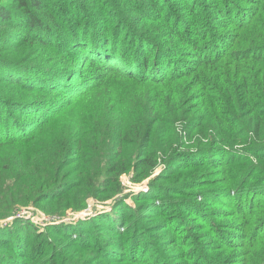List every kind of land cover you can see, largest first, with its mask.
<instances>
[{"label":"trees","instance_id":"16d2710c","mask_svg":"<svg viewBox=\"0 0 264 264\" xmlns=\"http://www.w3.org/2000/svg\"><path fill=\"white\" fill-rule=\"evenodd\" d=\"M177 124L213 144L181 150ZM0 153L4 184L63 196L59 216L165 166L89 219L0 225V264H264V0L0 1ZM205 166L221 177L200 193L228 201L210 212L239 230H180L185 202L210 220L183 189Z\"/></svg>","mask_w":264,"mask_h":264},{"label":"rangeland","instance_id":"374dc122","mask_svg":"<svg viewBox=\"0 0 264 264\" xmlns=\"http://www.w3.org/2000/svg\"><path fill=\"white\" fill-rule=\"evenodd\" d=\"M3 1V0H0ZM178 130L180 131V134L183 136L185 144L183 147H181V150H191L195 145L199 146H207L210 144L208 140L201 139L200 134L195 133L193 137H186L187 132L183 130L182 124H177ZM199 143V144H196ZM217 145H220V142H216ZM249 144V142H243L240 145H236L235 147L239 150V154L241 155H248V152L243 149L244 145ZM194 145V146H193ZM212 154V153H211ZM5 153H0V157H4ZM218 156H214L212 159H216ZM165 166L159 161V164L157 167L153 170V173H151L148 177L142 179L139 182L132 183L129 181L128 174H123L120 178L121 185H123V190L120 193H116L113 198H106L105 194H102V199H98L95 197H89L86 199L84 206L80 209L75 208L73 205L65 208V210L62 212V215H51L48 214L49 211H53L55 209L56 204L59 199H61L63 196L60 197H53L49 200H43L41 203L33 204V199L29 197L28 189L23 187V185L16 184L15 182H3V179L5 178V172L3 169L0 168V225L5 226L9 224L15 225L16 229L23 228L22 223H25L26 220H29L30 222L34 223V226L37 228L38 232L44 231L47 226L52 227V231L55 228H62L64 225H70L75 222H77L79 219H89L93 215L97 213V211H107L112 210L113 208V200L114 198H121L123 194H125L128 191H135L136 194L143 193L142 191H146V189L149 188L148 182L153 180V178L157 175H159L163 168ZM221 170V167L219 166H212V167H204L203 171L205 172L203 176L201 175V178H199V181L196 185H194L192 188L190 186H187V181L189 179L185 180L184 188L185 191L189 189H193L195 194H193L190 199L193 201L201 203L204 210L207 211V217H210V220H204V215L194 208H191L188 204L189 202H185V206H180L181 209H186V213H188V216L185 218V227H181L180 230L182 233H186L187 230L193 229L194 231H205L206 234H210L211 230L209 229V221H223L224 225H232L234 229L239 230L238 228L241 225V220H237L235 217L231 218H219L218 216H214V212H210V209L220 207L219 204H217L218 201L220 203H226L228 202L225 198L219 197V196H212L200 193V191H203L204 189L212 186H218L217 179L221 177L219 174V171ZM7 179V178H6ZM13 183V184H11ZM190 183V182H189ZM188 183V184H189ZM209 184L210 186H208ZM100 185V183H98ZM146 185V188L143 186ZM207 185V186H206ZM119 186L115 185L113 188V192L118 188ZM195 187V188H194ZM104 188L103 185L100 186V191ZM11 189V190H9ZM196 189V190H195ZM198 193V194H197ZM186 192L182 193L181 195L184 196ZM195 199H193V198ZM68 202H76V199L73 197V195H67L66 196ZM218 200V201H217ZM188 201V200H187ZM127 203L129 207H131L135 212L138 211L137 208V202L134 201L131 197L127 198ZM188 206V207H186ZM186 207V208H185ZM126 209V208H125ZM48 212V213H47ZM229 211H225L222 213L223 215L229 214ZM45 215L47 218V221L40 224L33 218L32 216L37 215ZM16 219H22L25 220L22 223H15L14 220ZM203 219V220H202ZM226 219V220H225ZM143 222V221H142ZM1 227V226H0ZM224 227V226H223ZM249 227V226H248ZM90 229H98L97 226H93L90 223ZM5 229L0 228V232L4 231ZM51 237L53 239V243L56 247L59 245H62L61 241L57 238V236L53 233H51ZM0 250H3V247L0 246Z\"/></svg>","mask_w":264,"mask_h":264},{"label":"built area","instance_id":"2783aa9c","mask_svg":"<svg viewBox=\"0 0 264 264\" xmlns=\"http://www.w3.org/2000/svg\"><path fill=\"white\" fill-rule=\"evenodd\" d=\"M31 218H33L34 220H36L38 223L42 224L44 222L47 221V218L45 215H37V216H32Z\"/></svg>","mask_w":264,"mask_h":264}]
</instances>
